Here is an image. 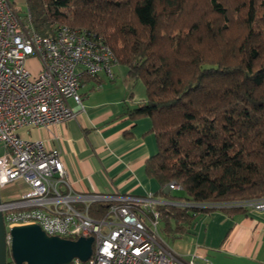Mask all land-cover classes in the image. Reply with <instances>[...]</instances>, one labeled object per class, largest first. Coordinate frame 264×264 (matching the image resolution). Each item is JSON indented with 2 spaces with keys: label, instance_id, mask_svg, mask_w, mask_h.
I'll return each mask as SVG.
<instances>
[{
  "label": "trees",
  "instance_id": "obj_1",
  "mask_svg": "<svg viewBox=\"0 0 264 264\" xmlns=\"http://www.w3.org/2000/svg\"><path fill=\"white\" fill-rule=\"evenodd\" d=\"M42 35L65 23L109 45L147 99L120 115L149 116L158 151L146 160L160 232L183 233L212 205L264 195V0H26ZM178 182L185 194L166 191ZM203 204V205H200ZM108 203L94 202L101 217ZM151 215V212L148 211Z\"/></svg>",
  "mask_w": 264,
  "mask_h": 264
},
{
  "label": "built area",
  "instance_id": "obj_2",
  "mask_svg": "<svg viewBox=\"0 0 264 264\" xmlns=\"http://www.w3.org/2000/svg\"><path fill=\"white\" fill-rule=\"evenodd\" d=\"M32 57L40 64L37 74L27 66ZM115 64L101 37L65 23L52 34H39L28 10L0 0V189L16 181L26 185L17 197L0 202L7 264H18L11 254V229L26 224H38L47 234L65 238L93 236L91 256L75 257L69 264H215L200 254H178L160 232L158 204L195 203L156 199L152 194L76 193L67 180L61 150L20 134L22 127L74 117L76 109L69 100L81 105L82 76L104 72L114 78ZM167 188L183 189L176 181ZM94 202L108 203L101 217L90 214ZM226 204L264 210V195L212 205Z\"/></svg>",
  "mask_w": 264,
  "mask_h": 264
},
{
  "label": "crops",
  "instance_id": "obj_3",
  "mask_svg": "<svg viewBox=\"0 0 264 264\" xmlns=\"http://www.w3.org/2000/svg\"><path fill=\"white\" fill-rule=\"evenodd\" d=\"M10 1L17 10H26V0ZM113 71L114 78L104 72L82 76L81 105L69 100L74 117L19 132L61 150L67 180L76 193L152 194L168 200L157 193L159 181L146 172L147 158L158 151L151 118L120 115L146 101L145 83L131 77L124 64L116 63ZM7 186H18L17 197L26 185L16 181ZM163 238L184 257L200 254L215 264H264V210L201 213L183 233Z\"/></svg>",
  "mask_w": 264,
  "mask_h": 264
},
{
  "label": "water",
  "instance_id": "obj_4",
  "mask_svg": "<svg viewBox=\"0 0 264 264\" xmlns=\"http://www.w3.org/2000/svg\"><path fill=\"white\" fill-rule=\"evenodd\" d=\"M11 234V254L18 264H69L75 257L88 259L93 251V236L72 239L49 235L38 224L14 226ZM7 251L5 224L0 210V264H7Z\"/></svg>",
  "mask_w": 264,
  "mask_h": 264
},
{
  "label": "rangeland",
  "instance_id": "obj_5",
  "mask_svg": "<svg viewBox=\"0 0 264 264\" xmlns=\"http://www.w3.org/2000/svg\"><path fill=\"white\" fill-rule=\"evenodd\" d=\"M25 10V9H24ZM27 66L29 67V69L34 73L37 74L39 72L40 69V64L37 60L36 57H32L27 61ZM18 186H5L4 188L0 189V195L2 199H8V198H14V194L17 190ZM173 193H177L178 195H184L185 192L183 189L181 190H177V191H171ZM161 227V224H160ZM162 237H167L164 235V233L162 234Z\"/></svg>",
  "mask_w": 264,
  "mask_h": 264
}]
</instances>
